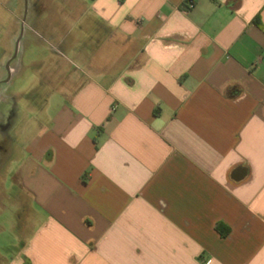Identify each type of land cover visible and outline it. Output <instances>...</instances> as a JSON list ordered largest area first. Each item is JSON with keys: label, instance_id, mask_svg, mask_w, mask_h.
Returning a JSON list of instances; mask_svg holds the SVG:
<instances>
[{"label": "crops", "instance_id": "obj_1", "mask_svg": "<svg viewBox=\"0 0 264 264\" xmlns=\"http://www.w3.org/2000/svg\"><path fill=\"white\" fill-rule=\"evenodd\" d=\"M23 4L60 83L7 264H264V0Z\"/></svg>", "mask_w": 264, "mask_h": 264}, {"label": "rangeland", "instance_id": "obj_2", "mask_svg": "<svg viewBox=\"0 0 264 264\" xmlns=\"http://www.w3.org/2000/svg\"><path fill=\"white\" fill-rule=\"evenodd\" d=\"M22 5L23 0H0V264H7L16 255L27 236L21 211L17 210L25 197L11 180L22 156L21 147L28 133L37 128L34 120L43 121L45 113L53 110L47 98L56 90L52 85L60 83L55 80L59 74L53 68L49 43L25 32L24 26L17 53L8 64L9 68L15 66L16 72L6 80V62L21 31ZM63 67L69 69L70 64L65 62Z\"/></svg>", "mask_w": 264, "mask_h": 264}, {"label": "water", "instance_id": "obj_3", "mask_svg": "<svg viewBox=\"0 0 264 264\" xmlns=\"http://www.w3.org/2000/svg\"><path fill=\"white\" fill-rule=\"evenodd\" d=\"M24 2H26V0H24ZM23 20H24V16H23V18H22L20 34H19V35L17 36V38L15 39V49H14V52H13V55H12L11 58L15 57V54L17 53L18 42H19L20 37H21V35H22ZM9 61H10V59L6 62V67H7L8 71H9V68H8ZM10 72H11V71L8 72V77H7L6 80H8V78H9V76H10Z\"/></svg>", "mask_w": 264, "mask_h": 264}, {"label": "trees", "instance_id": "obj_4", "mask_svg": "<svg viewBox=\"0 0 264 264\" xmlns=\"http://www.w3.org/2000/svg\"><path fill=\"white\" fill-rule=\"evenodd\" d=\"M222 227H223V225H221L220 223H217V224L215 225L216 230H217L221 235L224 236L227 232H226V231H222Z\"/></svg>", "mask_w": 264, "mask_h": 264}, {"label": "flooded vegetation", "instance_id": "obj_5", "mask_svg": "<svg viewBox=\"0 0 264 264\" xmlns=\"http://www.w3.org/2000/svg\"><path fill=\"white\" fill-rule=\"evenodd\" d=\"M12 58H10V60H11ZM9 68V67H8ZM9 71H10V68H9ZM0 148H1V145H0Z\"/></svg>", "mask_w": 264, "mask_h": 264}]
</instances>
